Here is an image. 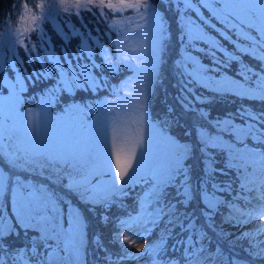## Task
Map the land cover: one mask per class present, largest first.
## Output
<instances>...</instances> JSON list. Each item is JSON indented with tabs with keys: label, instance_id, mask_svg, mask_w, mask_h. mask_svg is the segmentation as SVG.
Here are the masks:
<instances>
[{
	"label": "rangeland",
	"instance_id": "obj_1",
	"mask_svg": "<svg viewBox=\"0 0 264 264\" xmlns=\"http://www.w3.org/2000/svg\"><path fill=\"white\" fill-rule=\"evenodd\" d=\"M163 1L173 10V21L149 0H124L141 6L122 12L89 5L92 10H81L79 16L74 8L72 15L64 11L77 0H38L34 6L44 4L46 19L34 24L31 20L20 22L25 4L21 3L0 26V180L4 182L0 208L7 219L5 234L0 236V258L5 264H14V257L15 264H92L99 248L91 247L85 211L108 203L104 211L107 219L110 205L121 204L122 198L130 195L128 187L147 182L151 183L150 193L142 198L140 216L119 226L121 252L128 256L111 263L160 264L155 254L163 231L175 220L169 211L161 213L158 198L170 184L188 193L189 168L194 171V185L197 169L186 162L193 145L179 143L169 130L155 125L160 117L155 109L156 94L170 85L167 89L171 102L181 114L222 98L240 104L264 103L238 94L242 89L256 88L264 79V47L260 46L264 31L258 20L251 19L249 24L244 11L249 4L259 8L258 0H190L191 7L189 0ZM103 2L119 4L121 0ZM98 3L93 0V5ZM34 6L29 7L39 15L40 10ZM76 21L81 27L75 28ZM90 21L97 26L95 33L87 26ZM193 23L215 41V48L190 39L187 26ZM50 24L55 28V38L47 34L51 35ZM26 26L35 31L18 37L17 27ZM174 38L177 52L173 51ZM254 41L260 43L254 47ZM20 48L24 53L27 49L25 58ZM242 54L255 59L260 68L239 59ZM233 61L238 62L233 67H239L230 73L227 68ZM116 76L123 78L115 81ZM218 82L229 83L218 90ZM71 94L73 102L68 99ZM244 110L249 116L255 111L252 107ZM141 114L142 122H138ZM196 114L201 113L197 110ZM29 120L33 129L39 124L38 135L26 131ZM219 124L240 143L252 137L254 146H263L262 150H254L251 145L242 148L240 156L257 171L264 168V137L245 134L252 125L264 130L255 120L245 125L229 120ZM114 125L123 136L142 131L143 147L137 148L135 172L127 183L120 181L111 158ZM202 134L199 151L205 154V166L211 170L214 154L210 149L233 147L208 133ZM177 164L182 172L168 182L166 172ZM17 189L25 196L36 190L46 205L40 213L44 219L33 220L27 230L14 215ZM260 190L264 193V186ZM204 200L208 207L211 202L210 209L220 202L211 195ZM261 225L264 215L254 214L245 223H225L221 229L231 242L251 236L264 250V231L258 234ZM69 233L77 250L71 247Z\"/></svg>",
	"mask_w": 264,
	"mask_h": 264
},
{
	"label": "trees",
	"instance_id": "obj_2",
	"mask_svg": "<svg viewBox=\"0 0 264 264\" xmlns=\"http://www.w3.org/2000/svg\"><path fill=\"white\" fill-rule=\"evenodd\" d=\"M37 1L0 0V26L11 17L14 9L21 3L34 6ZM149 1L167 19L174 20L172 9L168 8L163 0ZM87 21L84 19V22ZM73 24L75 28L81 27L80 22L76 21ZM87 25L92 28L93 33L96 32L97 26L93 27L95 25L91 21ZM102 27V25L98 26L100 29ZM48 29L51 30V35L50 32L47 33L49 37L55 38L53 24L52 26L48 25ZM175 39L173 40V50L176 49ZM19 52L25 58L26 51L24 53V50L20 48ZM244 58L247 59L246 56ZM232 68L233 62L228 68L230 73L233 72ZM168 86L170 88V85ZM166 96H169L166 89L160 90L155 96L158 97L155 109L160 115L157 119L167 123L174 137L180 142L193 145L194 152L186 159V162L196 166L197 183L194 185L187 182V185L189 184L188 193L171 186L172 191L167 188L162 194V197L168 198L165 208L169 210L170 218L175 220V224L163 231L156 258L163 257L161 264H170L172 261L169 260L172 258L178 259L181 264H264V250L260 249V244L254 243L251 236L238 239L234 243L222 235L223 224L245 223L255 214V209L259 207L260 203L258 195H260L259 187L264 182V169L258 173L249 162L241 160L240 152L242 153V151L237 146L240 142L232 133H226L219 124L223 120H229L233 124L245 125L248 121L254 122L251 116L253 114L258 116L257 112H259L258 117L260 118L257 119V122L255 120L259 127V124L264 122V103L243 101L240 104L230 98H222V100L213 103L199 104L192 111L181 114L182 111L178 106H175L173 102L165 101ZM245 106L255 110L250 111L252 112L251 116L244 110ZM197 110L201 114H196ZM191 113L195 114L190 116ZM202 132L219 138L220 141H225L233 147L210 149V152L214 154L211 158V170L205 166V154L202 151L199 152L203 139ZM247 142L256 144L252 137H248ZM236 163L241 166H236ZM209 195L220 199L214 209H210L205 203L204 199ZM122 201L130 209H133L132 206L137 205L140 208L142 206V201L135 204L136 199L131 196H126ZM106 205L108 206V203ZM107 206H96L93 212L85 211L84 216L90 241L92 243L93 240H97L95 244L96 247H99V251L93 255L100 256L99 260L102 264H112V261L126 257L121 252L123 237L119 224L128 218L121 216L119 217L121 219L116 220L111 217V212L115 214L119 207L118 204H114L110 205L109 217L105 219L104 211L108 209ZM194 246L196 249L193 248ZM91 247H94L93 243ZM109 252H112L113 255ZM194 259H197L196 262L193 261Z\"/></svg>",
	"mask_w": 264,
	"mask_h": 264
},
{
	"label": "snow or ice",
	"instance_id": "obj_3",
	"mask_svg": "<svg viewBox=\"0 0 264 264\" xmlns=\"http://www.w3.org/2000/svg\"><path fill=\"white\" fill-rule=\"evenodd\" d=\"M239 2V0H237ZM258 3L260 5L259 8H256L254 4H249L248 7L244 10L245 11V17L248 20L249 24L251 23V19L258 20L262 26L261 30L264 31V0H258ZM89 5L99 7V8H108L113 12H122L125 9H139L141 6L140 4L136 3H125L124 0H121L119 4H113V3H107L105 4L103 0H99L98 4L93 5V0H85V2H81V0H77L75 4L67 5L64 7V11L67 12L69 15H72L71 9H76L75 14L80 15L81 10L83 11H91V7ZM144 7H147V5H143ZM36 9L40 10V14L36 15V13L33 11L32 8L28 6L27 3L24 4L23 8L24 11L20 14L19 20L20 22H26L28 20H31V22L34 24L37 20H43L47 17L45 16V6L44 4H36L34 6ZM189 7H191V3L189 0ZM51 13L49 12V15ZM103 14V13H101ZM250 18V19H248ZM244 22V21H242ZM115 23V22H114ZM113 25H109V27H112ZM27 31H35V28H32L30 26H26L23 29L20 27H17L16 34L17 36H23ZM187 32L189 34L190 39H197L202 40L206 42L209 46V48H215V41L204 34L201 30L197 28V26L193 24H189L187 26ZM17 43H20L23 46L22 40H17ZM260 43L259 41H254L253 46L255 47V44ZM261 47H264V43H260ZM27 51V49H26ZM31 59V57H30ZM262 60H264V57H261ZM196 74L199 75V69H195ZM250 71V69L246 70ZM229 82H218V90L219 88L225 87L228 85ZM242 97H252V98H258L264 100V79L259 80L256 88H248V89H242L239 93ZM258 116H252L251 119H259ZM142 122V114L140 121ZM27 132H35L37 135L39 133V124L37 123L35 129L32 128L31 120H29V128L26 130ZM247 134H252L257 136V138L264 137V130H259L255 128V125L250 126L247 129ZM143 147V136L141 129L136 130V134L134 136H123L121 134V129L117 126H113L112 128V136H111V158H114L115 160V167L116 172L119 176V179L121 182L127 183L129 180H131L132 175L135 172L134 163L133 161L137 157V148ZM110 158V159H111ZM132 169V173L129 172V170ZM182 172V168H180L177 164V166L171 167L167 170L166 175L168 178V182L174 180L180 173ZM127 177V180H126ZM4 186V182L0 180V191H2ZM19 187H23V185H20ZM261 200H264V195L260 197ZM46 207L44 204V198L41 196H38L36 193V190H33L25 196L23 193H21L18 189L16 191V209L14 212V215L17 217V223L20 224L23 228L26 230L32 226V221L36 219H44V217L40 216V213L42 209ZM209 207H212L211 202L209 203ZM161 213L164 212V209L160 210ZM251 216V213H249ZM264 215V205L261 206L260 211H257L255 213V216H261ZM255 218V217H253ZM74 222L78 223V218L74 216ZM7 224V219L4 215V211L2 208H0V236H3L5 234V225ZM10 231V229L8 230ZM264 231V225H261L258 229V234L260 232ZM248 235V234H245ZM69 241L71 243V247L73 250H77V244L74 242V238L71 233H69ZM128 237L125 236V240H127ZM19 255V254H18ZM14 264H15V257ZM0 264H5V261L0 258Z\"/></svg>",
	"mask_w": 264,
	"mask_h": 264
},
{
	"label": "bare ground",
	"instance_id": "obj_4",
	"mask_svg": "<svg viewBox=\"0 0 264 264\" xmlns=\"http://www.w3.org/2000/svg\"><path fill=\"white\" fill-rule=\"evenodd\" d=\"M79 21H77V23H78ZM81 23V22H80ZM81 25V24H80ZM88 26V25H87ZM88 28H89V26H88ZM76 33L78 32V31H75ZM23 109H24V107H22Z\"/></svg>",
	"mask_w": 264,
	"mask_h": 264
}]
</instances>
